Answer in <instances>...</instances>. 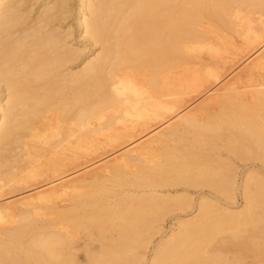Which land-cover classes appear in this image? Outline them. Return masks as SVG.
I'll use <instances>...</instances> for the list:
<instances>
[{
  "label": "bare ground",
  "instance_id": "1",
  "mask_svg": "<svg viewBox=\"0 0 264 264\" xmlns=\"http://www.w3.org/2000/svg\"><path fill=\"white\" fill-rule=\"evenodd\" d=\"M241 4L249 11L264 10V0ZM229 16L240 19L224 0H76L74 6L73 0H0V150L9 146L24 152L29 144L44 140L51 152L46 163L55 164L65 150L86 148L93 133L109 130L114 123L139 127L134 128L137 133L130 144L143 137L152 141L157 135L183 132L170 126L174 115L192 131L186 152L174 154L164 147L163 157L153 158L142 148L127 149L116 159L132 162L133 169L114 165L82 177L79 181L89 182L90 187L80 194L69 193L74 180L63 182L69 189L57 196L58 214L70 221L72 230L85 231L86 238L76 241L84 247L82 257L69 252L72 237L59 229L33 232L32 212L25 211L17 225L0 228V264H134L142 259L139 249L148 242L154 223L162 219L164 205L182 210L189 204L188 197L161 194L158 188L207 185L232 195L230 165L217 163L214 168L197 157L192 150L195 136L205 144L225 135L235 154L243 152L236 141L249 140L264 160V91L253 107L239 98L222 97L219 105L205 106L199 117H189L182 112L184 106L176 105L184 88L170 86L168 76L191 45L204 47L200 28L204 19L228 23ZM73 28L80 39L76 40ZM244 39L254 55L229 70L241 63L231 75L249 79L264 65V21L260 32L247 29ZM81 41L84 48L87 42L100 49L86 55L78 46ZM208 79L217 75L209 73ZM214 83L200 91L214 96L218 92ZM23 152L11 158L0 152V197L32 187V180L45 171L41 157L32 158L38 152ZM23 157L30 159L16 168L15 162ZM108 182L128 189L119 192ZM241 188V211L201 195L197 214L176 222L177 231L156 244L149 264H236L239 258H229L217 244L216 234L222 231L234 243L250 231L240 253L264 252V245L251 234L264 228V208L259 210L264 179L248 174ZM115 196L119 199L105 202ZM83 206L89 209L74 216L73 210ZM6 216L0 205V222ZM26 234L30 235L23 241Z\"/></svg>",
  "mask_w": 264,
  "mask_h": 264
},
{
  "label": "rangeland",
  "instance_id": "2",
  "mask_svg": "<svg viewBox=\"0 0 264 264\" xmlns=\"http://www.w3.org/2000/svg\"><path fill=\"white\" fill-rule=\"evenodd\" d=\"M75 1L73 0V6L75 5ZM224 1L233 8L234 12H237L240 19L229 16L228 20L230 22L228 23L220 20L204 19L200 26L205 33L204 47L199 48L197 45H191V49L185 54V59L179 61L168 72L169 85L174 88L182 85L185 90V93L179 97V101L176 103L177 106H184L182 112H185V116L199 117L205 106L213 107L219 105L222 97L239 98L247 107H253L257 101V97L261 96L262 91H264V65L261 68H256L249 79L244 77L234 78L231 75L234 73L233 70L236 71L237 66H241V63L245 64L249 58L253 57L254 54L252 57L250 54L252 45L245 41L244 34L247 29L251 32H260L264 21V10L255 9L249 11L244 9L241 4L242 0ZM76 31V28H73V34L76 40H78L80 38H78ZM82 43V41L78 43V46L83 49L86 55L92 56L100 49L98 45L92 47L87 42H84L86 46L84 48V44ZM241 60L243 61L239 65L229 70L232 65ZM209 73L216 74L217 79H208ZM213 83L214 86L212 88L218 89V92L214 96L210 97L208 93L200 91ZM261 112L264 114V109ZM51 117L54 118L55 113H52ZM59 124L64 125V123L60 122ZM170 126L184 130L183 132H178L176 136L157 135L152 141L149 137H143L130 144V141L136 137V135H132L137 133L134 128L138 129L139 127H133L128 123L125 125L114 123L109 130L93 133L86 148L77 149L71 147V149L65 150L57 156L55 164L46 163L51 156V152L49 151V143L44 142V140H42L41 144L36 143L38 144L36 146L29 144V146H26V151L24 152L20 151L19 148H10L9 146L5 150L1 148L0 152L9 158L16 153L38 152V155L35 153L32 158L41 157L39 164L42 162L46 164L41 166L45 171H42V173L32 180V187L23 188L21 189L22 191H15L12 194L0 197V205H2V210L7 215L4 221L0 222V228H9L17 225L21 214L25 211L32 212L33 232L59 229L62 233L72 237L70 244L68 243L67 245L69 252L82 257L84 255V247L77 244L76 241L78 242V240L86 238L84 237L85 231L81 229L72 230L70 228V221L58 214L60 199L57 196L61 195L64 190L68 191L69 189L66 188V184L63 182L74 180V189L69 191V193L77 195L90 187L89 182L83 184L82 181H79L82 177L98 175L114 165H119L126 170L133 169L132 162L124 164L116 159L120 156V153L132 147H135L136 150H138V147L142 148V152L150 157L153 156V158L163 157L165 152L164 147L172 149L174 154L184 152V149L186 152L191 145L189 138L192 136L191 129L182 123L179 115L172 116ZM195 137L196 140L192 150L197 157H203L214 168L218 166L217 163L230 165L231 170L227 174L232 178V195L221 194L216 189L207 185L187 186L179 184L173 187L158 188L157 191L161 194L188 197L190 199L189 204H185V208L182 210L175 207L168 209L166 207L168 205H164L162 219L154 223L155 228H157L149 232L148 242L139 249L142 259L134 264H149L156 244L163 242L169 233L177 231L176 222L178 220H189L197 214L196 205L201 195H204L212 203H219L229 210L241 211L244 202L241 187L244 184L246 176L248 174H258L264 179V160L258 158V154L262 152L255 143L239 138L235 144L240 146L243 152L235 154L228 149V138L225 135L205 142V144L199 141L200 137ZM24 140L28 141L29 138H24ZM23 158V161L15 162L16 168L25 164L30 159V157ZM217 159L219 162H216ZM2 169H5V167H2ZM70 170L76 171L68 175ZM45 180H48L50 183L43 184ZM108 184L112 185L113 183L108 182ZM113 186L115 185L113 184ZM115 188L119 192L123 188L124 190L128 189L126 186H115ZM40 196L45 198L39 199L38 197ZM117 199H119L117 196L108 197L105 199V202H113ZM263 208L264 199L260 203L259 210L261 211ZM83 209H89V207L83 206L82 208L74 209V216L78 217L83 212ZM76 220L80 221L82 219L76 218ZM81 227H85L84 222ZM251 234L254 235L253 237L256 241L264 245V228L262 231ZM29 235H24L23 241H25V238L28 239ZM112 235L115 236L116 233L113 232ZM245 235H250V231H246L234 243L230 239L228 232L222 231L216 234L217 244H220L221 250L229 258H239L236 264H264L263 251H242L240 253L239 249L244 247L249 241V238L245 237Z\"/></svg>",
  "mask_w": 264,
  "mask_h": 264
}]
</instances>
